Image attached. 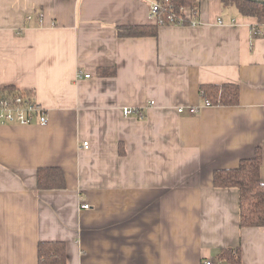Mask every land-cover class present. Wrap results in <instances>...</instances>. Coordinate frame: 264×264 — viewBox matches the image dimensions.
I'll return each instance as SVG.
<instances>
[{
  "label": "crops",
  "instance_id": "1",
  "mask_svg": "<svg viewBox=\"0 0 264 264\" xmlns=\"http://www.w3.org/2000/svg\"><path fill=\"white\" fill-rule=\"evenodd\" d=\"M154 1L0 0V91L48 116L0 125V264H38L42 241L63 242L66 264H227L235 249L264 264V228L241 229L238 191L213 185L257 150L264 182V26L198 0L194 26L119 38L157 22ZM206 84H237L239 103L204 107ZM46 167L64 190H38Z\"/></svg>",
  "mask_w": 264,
  "mask_h": 264
},
{
  "label": "trees",
  "instance_id": "2",
  "mask_svg": "<svg viewBox=\"0 0 264 264\" xmlns=\"http://www.w3.org/2000/svg\"><path fill=\"white\" fill-rule=\"evenodd\" d=\"M264 0H220L224 7H234L243 17L255 18L259 26H264ZM198 0H168V9L160 12L157 22L151 26L118 27L119 38L156 37L160 25L170 24L168 16L183 17L182 8L197 4ZM106 75V73H105ZM28 92L6 87L0 94ZM202 99L209 100L212 106L231 107L239 103L237 84H206L200 86ZM262 156L259 150L252 159L239 162L231 169L217 170L213 174V185L220 189H236L239 194V227L264 228V182L261 180L260 167ZM37 188L43 191L64 190L65 178L57 167L41 168L37 171ZM38 264H66L65 244L57 241H42L37 245ZM219 260L227 264H241L240 250H222Z\"/></svg>",
  "mask_w": 264,
  "mask_h": 264
},
{
  "label": "built area",
  "instance_id": "3",
  "mask_svg": "<svg viewBox=\"0 0 264 264\" xmlns=\"http://www.w3.org/2000/svg\"><path fill=\"white\" fill-rule=\"evenodd\" d=\"M168 0H156L150 5V15L153 18L158 17L160 12L168 9ZM185 8H182V13ZM192 11V16H196L198 13V7L193 5L189 7ZM168 22L170 24L177 25H196V22L190 19L187 21L183 17L176 18L174 15L168 16ZM255 34L258 33L255 31ZM84 78H89V75H84ZM204 100V99H203ZM204 107H211L212 104L209 100H204ZM200 107H189L185 109L183 107L177 108L178 114H183L187 112L190 115H194L199 111ZM136 113L135 110L125 107L122 109V115L127 117ZM139 117H142L141 114H138ZM48 123L47 111L43 109L39 103H37L31 95L25 93H13L11 95L0 94V125H19V126H30L38 124L40 126L46 125ZM83 146L86 148L87 143H84ZM87 204L82 205V209H88ZM205 264H213L211 261H206Z\"/></svg>",
  "mask_w": 264,
  "mask_h": 264
},
{
  "label": "water",
  "instance_id": "4",
  "mask_svg": "<svg viewBox=\"0 0 264 264\" xmlns=\"http://www.w3.org/2000/svg\"><path fill=\"white\" fill-rule=\"evenodd\" d=\"M262 3H264V1Z\"/></svg>",
  "mask_w": 264,
  "mask_h": 264
}]
</instances>
